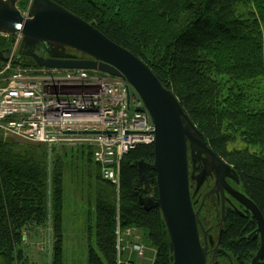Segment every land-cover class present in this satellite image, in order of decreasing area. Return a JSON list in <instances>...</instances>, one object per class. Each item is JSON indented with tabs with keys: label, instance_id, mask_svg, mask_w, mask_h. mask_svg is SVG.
Returning <instances> with one entry per match:
<instances>
[{
	"label": "trees",
	"instance_id": "trees-1",
	"mask_svg": "<svg viewBox=\"0 0 264 264\" xmlns=\"http://www.w3.org/2000/svg\"><path fill=\"white\" fill-rule=\"evenodd\" d=\"M141 57L178 96L208 145L235 170L241 190L264 215V0H53ZM28 3H25V8ZM15 34L0 37V72ZM15 58L13 64L16 65ZM37 67V63L23 64ZM240 134L244 148L230 147ZM255 148V149H253ZM154 144H138L121 162L120 186L104 179L90 146L48 147L0 129V260L37 264L23 248L25 233L52 228L51 264H64L67 172L96 196V243L88 264L119 261L117 228L145 230L153 264H173L168 228L159 207L140 203L137 162L152 164ZM87 182V183H86ZM154 196H158L154 184ZM230 209L222 237L234 264H250L260 246L251 235V211ZM212 202L200 212L204 226L219 220Z\"/></svg>",
	"mask_w": 264,
	"mask_h": 264
},
{
	"label": "water",
	"instance_id": "water-1",
	"mask_svg": "<svg viewBox=\"0 0 264 264\" xmlns=\"http://www.w3.org/2000/svg\"><path fill=\"white\" fill-rule=\"evenodd\" d=\"M17 0H0V35L22 33L20 55L32 57L38 66L49 68L87 69L121 77L128 81L134 95L142 100L155 125V159L152 164L136 163L143 193L140 203L150 210L159 207L171 239L173 264H207L208 247L201 241L200 210H195L191 192V174L199 172L197 189L206 174L196 167L199 162H213L218 183L225 177L238 179L235 170L209 145L202 131L190 118L175 92L166 87L153 69L128 48L110 39L95 25L53 0H32L29 17L23 15ZM29 3L30 0H24ZM39 46L35 50L33 46ZM73 48L91 57L77 59L66 49ZM57 49L63 53L56 52ZM47 53L48 57L44 54ZM4 60L10 50L2 51ZM16 63L20 59L15 60ZM135 102V101H134ZM138 106L137 110H142ZM189 158L194 169L190 171ZM203 172V173H202ZM157 186L158 196H154ZM230 194L258 222L254 235L262 242L254 261L264 255V215L257 204L244 192L226 184ZM239 210L237 207H235ZM225 222V202L222 207L220 230Z\"/></svg>",
	"mask_w": 264,
	"mask_h": 264
},
{
	"label": "built area",
	"instance_id": "built-area-1",
	"mask_svg": "<svg viewBox=\"0 0 264 264\" xmlns=\"http://www.w3.org/2000/svg\"><path fill=\"white\" fill-rule=\"evenodd\" d=\"M31 3L24 10L26 16ZM15 36L0 72V129L44 144L49 153L58 146H90L103 178L119 187L124 155L138 144L155 141V125L142 100L121 77L87 69L14 65L23 39L22 33ZM134 229L117 228L119 261L125 236ZM133 247L143 254L142 245Z\"/></svg>",
	"mask_w": 264,
	"mask_h": 264
},
{
	"label": "rangeland",
	"instance_id": "rangeland-1",
	"mask_svg": "<svg viewBox=\"0 0 264 264\" xmlns=\"http://www.w3.org/2000/svg\"><path fill=\"white\" fill-rule=\"evenodd\" d=\"M246 145L240 134L229 143L230 147L237 148H244ZM65 179L64 264H88L90 247L93 245L98 251L95 233L97 219L96 196L89 195L87 184L78 186L69 172H67ZM51 231L49 228L46 230L44 228V230H40V233L35 232V230L25 233L23 248L25 253L37 264H51ZM145 233V230L135 228L130 235L125 236V249L122 251L121 260L132 258L137 264H153L154 249L149 246ZM135 243L143 246L142 255L134 247L132 248V244ZM0 264H2L1 260Z\"/></svg>",
	"mask_w": 264,
	"mask_h": 264
},
{
	"label": "flooded vegetation",
	"instance_id": "flooded-vegetation-1",
	"mask_svg": "<svg viewBox=\"0 0 264 264\" xmlns=\"http://www.w3.org/2000/svg\"><path fill=\"white\" fill-rule=\"evenodd\" d=\"M16 2H17L16 5L18 6V8L21 10L23 15H25L24 14L25 1L24 0H17ZM29 14H30V12H29ZM29 14H28V16H26V15L25 16L29 17ZM0 37H3V36L0 35ZM21 46H22V42L20 44L18 51L15 53V59L19 58L20 59L19 63L33 64L35 62V60L32 57L26 56V55L25 56L20 55V52L22 49ZM8 49L10 50V55H11V48H9V47L4 48L3 51L8 50ZM66 51L68 54L76 56L77 59H81V60L82 59H91L90 56H88L82 52H79L73 48L68 47L66 49ZM56 52L63 53V50L57 49ZM44 56L48 57V54L45 53ZM189 163H190V171L192 172V170L194 169V164L192 163L191 158H189ZM213 166H215V165L210 160H209L208 164L203 162V161L199 162L197 164L196 167L198 168V170L204 171V173L206 174V178L204 179V182L200 185L199 190L196 191V189H197V178H198V175L200 173L197 172V173L191 174V177H192V179H191L192 200L194 203L195 210H200V212L202 211V209L207 204H209V202L210 203L212 202V207H214L216 212L221 210V217L219 220L213 222L212 224H209V226H207V227H205L204 223H202L204 229H201V241H202L203 245L207 244V247H208L207 264H234L230 251L225 249V247H223V245H222V237H223V233H224V227L221 231L220 230V228H221L220 223L222 220L223 201L225 202L224 226L226 223L227 212L230 209H233L235 211H239L235 207H237L239 209L238 205L244 206L240 202H238L230 194V192L228 191V189L226 187V184H227L235 190L242 191L240 189L241 182H239L238 179H236V178H232L230 176H227V177H225L224 181L222 182L223 184H221V183L219 184L218 179H217V175L211 174L210 171H211V169H213V171L216 172L217 170L221 171L222 169L220 167L216 168ZM251 235L253 236L254 233H252ZM259 237H260V241L262 242L261 235L255 236V238H259ZM250 264H264V255L256 261H254V258H252V260L250 261Z\"/></svg>",
	"mask_w": 264,
	"mask_h": 264
},
{
	"label": "crops",
	"instance_id": "crops-1",
	"mask_svg": "<svg viewBox=\"0 0 264 264\" xmlns=\"http://www.w3.org/2000/svg\"><path fill=\"white\" fill-rule=\"evenodd\" d=\"M48 228L52 230L51 225H49ZM48 228H47V229H48ZM37 233H40V230H38ZM51 233H52V231H51ZM38 235H39V234H38ZM52 239H53V235L51 236V240H52ZM52 241H53V240H52ZM64 244H65V243H64Z\"/></svg>",
	"mask_w": 264,
	"mask_h": 264
},
{
	"label": "bare ground",
	"instance_id": "bare-ground-1",
	"mask_svg": "<svg viewBox=\"0 0 264 264\" xmlns=\"http://www.w3.org/2000/svg\"><path fill=\"white\" fill-rule=\"evenodd\" d=\"M32 48L37 50V49H39V46L36 45V46H33Z\"/></svg>",
	"mask_w": 264,
	"mask_h": 264
}]
</instances>
